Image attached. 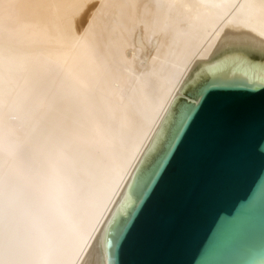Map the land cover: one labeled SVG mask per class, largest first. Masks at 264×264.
Returning a JSON list of instances; mask_svg holds the SVG:
<instances>
[{
  "label": "bare ground",
  "instance_id": "1",
  "mask_svg": "<svg viewBox=\"0 0 264 264\" xmlns=\"http://www.w3.org/2000/svg\"><path fill=\"white\" fill-rule=\"evenodd\" d=\"M230 23L264 40V0H0V264H101V228Z\"/></svg>",
  "mask_w": 264,
  "mask_h": 264
},
{
  "label": "water",
  "instance_id": "2",
  "mask_svg": "<svg viewBox=\"0 0 264 264\" xmlns=\"http://www.w3.org/2000/svg\"><path fill=\"white\" fill-rule=\"evenodd\" d=\"M264 253V40L230 23L195 61L101 228V264Z\"/></svg>",
  "mask_w": 264,
  "mask_h": 264
}]
</instances>
